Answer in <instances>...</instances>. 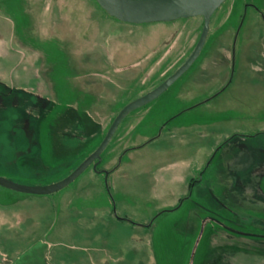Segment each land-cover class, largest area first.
I'll list each match as a JSON object with an SVG mask.
<instances>
[{
  "label": "rangeland",
  "instance_id": "rangeland-1",
  "mask_svg": "<svg viewBox=\"0 0 264 264\" xmlns=\"http://www.w3.org/2000/svg\"><path fill=\"white\" fill-rule=\"evenodd\" d=\"M202 22L125 23L95 0H0V176L66 177L88 148L78 117L45 147L38 122L74 107L101 112L105 131L184 62ZM230 66L225 92L128 152L107 184L87 170L46 195L0 186V264H264V0H224L190 68L127 115L103 155L204 100Z\"/></svg>",
  "mask_w": 264,
  "mask_h": 264
},
{
  "label": "water",
  "instance_id": "water-1",
  "mask_svg": "<svg viewBox=\"0 0 264 264\" xmlns=\"http://www.w3.org/2000/svg\"><path fill=\"white\" fill-rule=\"evenodd\" d=\"M109 16L125 23L170 22L179 18L202 17L199 38L184 62L165 80L147 93L124 105L111 122L100 144L81 161L66 177L48 185L27 186L0 176V186L29 194L46 195L60 190L79 176L91 162L99 160L100 153L111 140L122 119L131 111L144 106L161 95L199 56L205 43L210 17L224 0H95Z\"/></svg>",
  "mask_w": 264,
  "mask_h": 264
},
{
  "label": "flooded vegetation",
  "instance_id": "flooded-vegetation-1",
  "mask_svg": "<svg viewBox=\"0 0 264 264\" xmlns=\"http://www.w3.org/2000/svg\"><path fill=\"white\" fill-rule=\"evenodd\" d=\"M173 73V72H172ZM171 73V74H172ZM234 69L232 68V66H230L228 71H225L223 74L224 80L222 82H220V86L219 88H215L212 90V92L209 94V96H207L206 98H204V100L202 101H198L196 104H193L191 106H188L185 109H181L176 111L175 113L171 114L167 119L165 120H156L155 123H153V125H151L150 123V128L148 129V131L151 133V131L153 132L155 130V133L152 135H148V134H143V135H139L137 136V139L135 140L136 142H132L129 144L128 147L124 148L117 156H114L113 159L111 161H108L104 158L103 152L105 151V149L107 148V146L105 147V149L100 153V158L99 160L95 159L93 162H91L89 164V166L84 170H90L97 178L99 177V179L101 178L102 181L107 184L106 182H108V180L112 177V175L114 173L117 172V169L119 168L121 161L123 159V157L130 151H134V150H139L143 147H145L148 143H151L152 140H155L158 138L159 134L165 129L167 128L169 125H175L177 122H179L182 118L183 115L186 111L193 109L194 107L210 100L213 99L217 96H219L221 93L225 92L227 88H229V86L232 84L233 81V77H234ZM169 74V75H171ZM169 75H167L166 77L160 79L158 81V83H156L152 88H150L149 90L143 92L142 94L134 97L133 99L129 100L128 102L136 99L137 97H140L141 95L147 93L148 91L152 90L153 88H155L157 85H159L163 80H165ZM180 78V77H179ZM178 78V79H179ZM177 79V80H178ZM177 80L174 82L176 83ZM173 83V84H174ZM172 84V85H173ZM171 85V86H172ZM171 86H169L165 91H167ZM164 91V92H165ZM181 92V91H180ZM178 92L180 95H182L183 92ZM160 96V95H159ZM178 97H176L177 99ZM155 100V99H154ZM128 102H126L124 105H126ZM153 102V101H151ZM150 103V102H149ZM147 103V104H149ZM147 104H145L144 106H146ZM123 105V106H124ZM122 106V107H123ZM121 107V108H122ZM120 111V110H119ZM118 111V112H119ZM117 112V113H118ZM133 111H131L130 113H128L127 115L131 114ZM117 113L115 115H113L110 119L109 124L107 125L106 130H103V115L101 112H99V120H94L93 116L87 113H83L82 116L78 119V122L80 123V125L82 126V132H83V138L85 139V142L83 144V146H87L88 148L86 149V151L84 152V154L82 155V158H80V161L78 162V164L83 161L102 141L106 131L108 130L111 122L113 121L114 117L117 115ZM126 115V116H127ZM125 116V117H126ZM164 116V115H163ZM124 117V118H125ZM123 118V119H124ZM122 119V120H123ZM161 121V122H160ZM122 122V121H121ZM120 122V123H121ZM119 123V125H120ZM118 125V126H119ZM154 127V128H152ZM93 129H99V139L96 138V142L95 143H91L92 138L89 137L90 131H92ZM117 129V128H116ZM116 131V130H115ZM148 135V136H147ZM141 136V137H140ZM144 136V137H143ZM110 142V141H109ZM77 164V165H78ZM83 171V172H84ZM108 187V186H107ZM108 190V188H107Z\"/></svg>",
  "mask_w": 264,
  "mask_h": 264
},
{
  "label": "trees",
  "instance_id": "trees-1",
  "mask_svg": "<svg viewBox=\"0 0 264 264\" xmlns=\"http://www.w3.org/2000/svg\"><path fill=\"white\" fill-rule=\"evenodd\" d=\"M97 3V2H96ZM98 5V4H97ZM99 6V5H98ZM100 7V6H99ZM65 113H67V115H65ZM83 113H86L84 111L78 110L74 107H70V108H61L56 110V113L50 116L48 120V117L45 119H41L38 123V129H39V138H40V143L43 145L44 141L47 142V144L49 145V141L53 143L52 141V135H51V130L52 129H57V128H53L54 127H58L60 126L62 123L60 122V120H67V118L70 117H78V119L82 116ZM77 119V120H78ZM47 120V121H46ZM52 120V121H51ZM92 135H89V137H91ZM44 140V141H43ZM46 145V144H45ZM43 147H45L43 145Z\"/></svg>",
  "mask_w": 264,
  "mask_h": 264
}]
</instances>
